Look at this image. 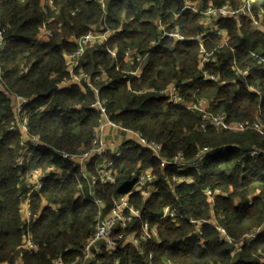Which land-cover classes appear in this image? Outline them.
Listing matches in <instances>:
<instances>
[{
    "label": "trees",
    "instance_id": "16d2710c",
    "mask_svg": "<svg viewBox=\"0 0 264 264\" xmlns=\"http://www.w3.org/2000/svg\"><path fill=\"white\" fill-rule=\"evenodd\" d=\"M208 1L215 7H237L243 0H202L201 4ZM251 1L253 14L257 18L261 15L264 24V0ZM184 3L106 0L103 10L97 0H55L58 12H49L51 20L47 22L52 35L40 40L38 27L46 19L41 0H0L4 39L0 54V262L11 263L21 256L23 264H51L60 256L71 263L94 229L98 211L95 199L107 209L113 198L128 195L131 205L141 210L129 230L139 232L147 223L156 230L157 241L149 240L139 248L119 241L110 253L103 247L93 249L94 263L264 264V231L236 249L221 239L215 226H222L238 241L244 232L263 224L264 154L251 156L249 151L264 149V134L214 127L201 131L197 112L167 103L157 91L176 83L186 101L207 99L209 110L225 113L230 122L251 121L258 116L264 130V31L251 28L246 17L240 22L223 18L216 22L226 37L221 45L222 35L215 28L205 29L199 13L190 9L180 12ZM159 19L167 30L178 29L185 37L204 33L203 46L214 58L206 69L217 80L200 75L198 42L175 41L169 36L143 59L140 77L125 75L123 70L131 66L124 61V52L133 49L144 53L151 41L159 39ZM102 23L114 33L106 42L87 48L79 58L78 69L100 87L109 117L159 142L165 159L182 153L190 160L200 148L215 149L195 169L162 168L150 151L127 141L121 155L112 157L114 182L90 187L80 169L58 153L76 152L89 145L98 117L90 107L94 98L91 88H58L57 83L68 75L65 54L75 48L70 37ZM109 50H116V57ZM101 73L106 79H97ZM13 94L30 98L26 105L29 133L42 141V145L28 148L31 158L21 165L16 164L22 145L11 104ZM40 105L46 108L41 113L36 112ZM12 125L14 130L9 129ZM50 164L63 172L58 178H46L40 191L30 194L32 210L39 212L31 228L38 249L22 251L19 244L24 231L19 208L26 195L22 179L32 168ZM146 168L155 176V190L144 199L133 186ZM174 176L182 181L173 180ZM186 178L191 182L184 181ZM207 188H219L223 194L210 202L204 193ZM166 207L176 211L174 217H163Z\"/></svg>",
    "mask_w": 264,
    "mask_h": 264
},
{
    "label": "built area",
    "instance_id": "2783aa9c",
    "mask_svg": "<svg viewBox=\"0 0 264 264\" xmlns=\"http://www.w3.org/2000/svg\"><path fill=\"white\" fill-rule=\"evenodd\" d=\"M103 10L106 8V0H97ZM42 12L46 16L45 21L38 27L37 37L40 40H46L52 35L51 30L47 27V22L51 20L48 16L49 12L57 14L58 9L55 4V0H41ZM253 4L251 0H243L242 3L233 7L230 4H223L222 6L215 7L210 1L206 2L204 8L198 9L195 2L185 0L180 12L190 9L201 15V22L205 29L218 30L216 22L223 18H232L236 22H240L242 17H246L250 20L251 25L264 31V24L260 23L259 19L253 14ZM179 14H175L178 17ZM258 19L255 20L256 18ZM157 25L160 30L159 39L150 42V45L144 50V53H140L137 50L128 49L124 52L123 59L131 67L123 70L125 75L132 77H140L144 66L143 59L146 58L149 52L156 48L161 39L165 36L172 37L175 41H187L194 40L200 44L199 49V66L200 75L203 79L217 80V77L210 74L206 69V65L214 60L212 52H207L203 46L204 33L194 35L191 37L183 36L178 29L167 30L166 24L161 22V19L157 20ZM114 33V30L101 24L99 28H90L84 34L78 37H70V41L74 42L75 48L73 51L65 54V67L68 72L67 77L57 83L58 88H66L71 85H78L84 90V86L91 88L93 92V100L90 107L98 112V117L95 126L92 129L91 139L88 147H81L76 152H58L60 156L70 161L73 166H77L80 172L87 178L89 186L93 187L98 182H114L115 172L113 169V158H117L121 155L122 145L124 142L131 141L146 149L152 153L157 159L160 160L161 167L164 168L167 165H173L179 171L187 169H195L207 156L212 154L215 149L210 147L200 148L194 158L186 159L182 153L176 154L171 159H165L162 156V146L155 140H150L143 136L140 132L127 129L121 124L115 122L109 117L105 102L100 98V87L93 85L91 77L78 69L79 58L86 51L87 48L96 44L106 42L110 36ZM218 33L222 35L221 45L225 43L226 37L222 31L218 30ZM4 46V39L2 31L0 29V54ZM109 53L116 57V50H109ZM261 62L264 65V58H261ZM136 64L135 67L133 65ZM25 69V68H24ZM246 74L247 71H243ZM97 79H100L98 76ZM158 93L166 98V102L174 105L186 107L192 111H195L199 115V130L205 131L209 127H214L217 130H226L233 132H243L246 129L254 130L260 134H264L262 119L256 116L251 121L243 120L237 122H230L227 120L225 113H213L209 110L208 100L199 98L196 101H186L184 96L180 92V87L176 83H171L159 90ZM30 102V98L24 95L13 94L11 95V104L15 112V119L17 128L19 130L20 142L22 149L19 156L16 159V164L21 165L29 162L31 158L28 148L37 147L42 145V141L39 136L31 135L28 128V113L26 111V105ZM45 106H38L36 112H43ZM14 125L10 126V130H14ZM251 156H258L264 154V149L253 148L249 151ZM89 167H92V172L89 171ZM62 170L55 165L50 164L45 168H32L24 174L22 182L26 189V195L21 202L19 208V214L22 220L23 237L19 244V249L22 251L34 252L38 249L37 244L32 238V225L39 218V212L32 210L30 203V194L39 192L43 186L44 180L48 177L58 178L62 175ZM177 177H173V180H177ZM155 176L152 174L149 168H146L139 172L137 181L133 186V191L138 192L147 199L155 190L154 186ZM181 182V179L177 180ZM187 183L191 182V179H184ZM210 202H213L215 196L223 194L219 189L207 188L204 190ZM98 205V211L96 216V223L92 233L86 238L80 248V255L75 258L71 263H67L60 256L55 257L51 264H97L94 263L93 249L99 250L103 247L107 252H114L118 247V242L121 244H132L136 248H139L142 243L149 240L157 239V232L154 228H150L147 223L142 224L140 231H129V226L136 218H140L141 210L134 207L129 202L128 195L121 196L119 198H113L111 205L106 209L104 203L95 199ZM57 211V207H54ZM176 211L169 209L168 207L163 210V217H174ZM199 224V223H198ZM219 231L221 239L234 244L238 249L244 243L255 240L261 232L264 231V222L258 227L252 228L243 233L241 239L234 241L230 238L222 226L215 224ZM118 228V229H117ZM197 230L200 232L199 225ZM129 231V232H128ZM157 241V240H156ZM264 261V260H263ZM0 264H23L21 256L16 257L11 263L3 261ZM168 264H173L169 262Z\"/></svg>",
    "mask_w": 264,
    "mask_h": 264
},
{
    "label": "rangeland",
    "instance_id": "374dc122",
    "mask_svg": "<svg viewBox=\"0 0 264 264\" xmlns=\"http://www.w3.org/2000/svg\"><path fill=\"white\" fill-rule=\"evenodd\" d=\"M190 1H191V2H195L196 7H197L198 9L204 8V7L206 6V4H201V1H202V0H195V1L190 0ZM255 18H256V17H255ZM258 19H259L260 23L263 24V18H262L261 15L258 16ZM258 19L256 18L255 20L258 21ZM250 26H251V28H256L255 26H253V25H251V24H250ZM212 221H213V223H215V222H214V221H215L214 219H212ZM129 231H130V230H129ZM129 231H128V232H129Z\"/></svg>",
    "mask_w": 264,
    "mask_h": 264
},
{
    "label": "crops",
    "instance_id": "0c3cea01",
    "mask_svg": "<svg viewBox=\"0 0 264 264\" xmlns=\"http://www.w3.org/2000/svg\"><path fill=\"white\" fill-rule=\"evenodd\" d=\"M94 28H99V26H98V27L96 26V27H94ZM99 76H100V79H102V80L106 79V78H105L106 76H105L104 74H102V73H101ZM208 104H209V105H208V107H209V106H210L209 101H208Z\"/></svg>",
    "mask_w": 264,
    "mask_h": 264
}]
</instances>
